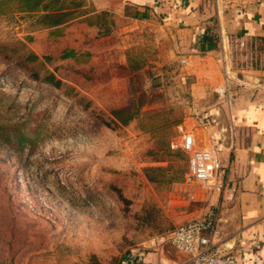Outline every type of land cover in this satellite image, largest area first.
<instances>
[{
    "label": "rangeland",
    "instance_id": "obj_1",
    "mask_svg": "<svg viewBox=\"0 0 264 264\" xmlns=\"http://www.w3.org/2000/svg\"><path fill=\"white\" fill-rule=\"evenodd\" d=\"M82 3L100 10L90 20L103 16L104 43L79 28L62 38L0 0V264H117L128 248L169 240L206 189L185 180L179 143L193 126L206 137L199 119L227 91L204 92V64L178 56L164 29L135 22L121 0ZM66 49L75 55L62 58ZM27 50L40 59L21 65ZM226 62L233 90L264 92V36L231 38ZM140 101L127 125L111 122L112 109ZM147 166H164L156 182Z\"/></svg>",
    "mask_w": 264,
    "mask_h": 264
},
{
    "label": "crops",
    "instance_id": "obj_2",
    "mask_svg": "<svg viewBox=\"0 0 264 264\" xmlns=\"http://www.w3.org/2000/svg\"><path fill=\"white\" fill-rule=\"evenodd\" d=\"M121 1L122 12L126 8L134 10L131 18L135 22L153 23L164 29L178 56L187 62L204 64L205 75L209 77L204 92L213 89L218 92L227 82L226 98L213 101L209 111L199 119L206 136H200L199 143L211 144L220 150L225 168L224 187L222 190L207 187L195 190L193 204L188 207V219L180 224L202 217L215 208L218 233L214 240L218 248L234 254L236 264H264V92L253 94L244 87L233 90L232 80L225 71L229 68L226 50L231 38L264 36V0ZM98 11L45 29L61 32L62 38L72 41V31L79 28L82 39H86L89 32L100 31L98 25L88 23V18ZM212 30L220 37V47L201 52L199 40L204 32ZM108 34L95 40L104 43ZM250 75L263 79L261 71L254 70ZM180 126L185 131L183 125ZM194 127L191 132L196 135ZM172 232L169 240H164L165 235L147 240L145 264L184 261L187 254L177 251L170 242Z\"/></svg>",
    "mask_w": 264,
    "mask_h": 264
},
{
    "label": "built area",
    "instance_id": "obj_3",
    "mask_svg": "<svg viewBox=\"0 0 264 264\" xmlns=\"http://www.w3.org/2000/svg\"><path fill=\"white\" fill-rule=\"evenodd\" d=\"M225 71L230 78V69ZM226 91L227 82L219 87L218 93L223 95ZM179 146L189 155L185 180L222 190L225 168L220 150L211 144H200L192 132H183ZM217 220L218 212L212 209L202 217L188 220L173 230L171 244L177 251L187 254L181 264H236L234 254L216 245L214 238L218 233ZM145 256L144 247H131L121 255L117 264H145Z\"/></svg>",
    "mask_w": 264,
    "mask_h": 264
},
{
    "label": "trees",
    "instance_id": "obj_4",
    "mask_svg": "<svg viewBox=\"0 0 264 264\" xmlns=\"http://www.w3.org/2000/svg\"><path fill=\"white\" fill-rule=\"evenodd\" d=\"M17 2L19 11L36 14V21L45 28L58 27L90 13V11L82 10L84 8L82 0H17ZM102 17L95 22L88 18V23L98 25L100 28L99 33L105 35L110 32V29H104L105 24ZM199 42L201 52L218 49L220 47V37L214 30L204 32ZM75 53L73 49H66L61 57H71ZM24 54V56L20 55L21 57L17 60L21 65L26 60L37 62L40 59L38 54L31 50H27ZM31 76L37 80L49 82L58 87L63 84L62 80L51 71L46 72L43 77H40L38 72L34 70ZM142 104L143 102L140 101L136 104L132 103L129 106L112 109L111 114L113 118H111V122L115 125H127L137 116ZM163 170L164 166H147L144 168L145 175L151 182H156L158 180L156 173L162 172Z\"/></svg>",
    "mask_w": 264,
    "mask_h": 264
}]
</instances>
